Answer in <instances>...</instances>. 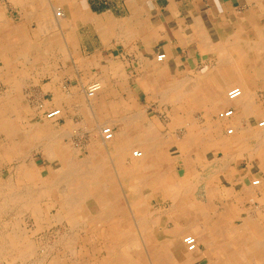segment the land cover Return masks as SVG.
<instances>
[{
    "label": "rangeland",
    "instance_id": "obj_1",
    "mask_svg": "<svg viewBox=\"0 0 264 264\" xmlns=\"http://www.w3.org/2000/svg\"><path fill=\"white\" fill-rule=\"evenodd\" d=\"M12 7L11 0H0V9H3L5 16L10 19L17 18V15L13 14ZM32 27L29 35L31 38L34 36L36 42L33 54L36 58L34 65L37 76L42 78L48 75L51 69H57L63 75L75 74L84 84L83 86L90 82H99L100 89L93 98L88 99L82 92V86L80 88L75 83L70 86V81L64 78L60 90L57 89L51 93H44V91L40 93L35 90L28 94L14 95L12 98L8 96L15 100L17 108L13 110L2 109L9 105L2 103L8 97L2 95L0 89V115L5 116L3 121L6 123V128H12V121L17 120V114L20 115L18 122H22L23 132L35 125L34 131L31 130L35 133L34 137L29 131L25 134V155L29 156L30 162L36 160L37 164L48 163L47 170L35 164L39 178L30 182L36 189L35 194L38 193V197L30 192L28 195L26 189L28 182L22 181L15 173L14 148L6 146L4 140L6 133L0 129V201L2 202L0 203V236L2 235V239L0 237V264H114L117 254L125 262L130 261L125 264H156L154 254L148 245L155 246V248L156 246L166 247L164 240L160 241L157 238L158 235L180 233L183 229L178 228L180 224L178 218L180 215L188 214L190 208L186 209L191 204L196 205V210L192 214L198 220L197 224L203 223L201 220L204 218H211L212 225L209 227L212 229V234L216 230L227 236L234 235V233L238 236L241 233L256 236L253 224L248 222L242 225V220L249 219V217L256 220V209L260 203L256 198L246 199L243 200L244 203H240L234 195L231 199L227 191L240 183L242 174L243 179L260 178L261 175L264 177V168L260 170L252 162V156L263 158L264 161V133L260 135V140L252 135L257 129L263 130L255 125L259 119L264 117V86L254 87L258 89V95L253 96L255 98L253 110L257 113L252 124L248 125L246 115L237 106H223L215 101L212 103L203 100L199 98L200 95L195 96L192 87L201 81L215 80V70L211 73V77H207L205 73L210 68L219 65L215 62L216 58L213 62L204 63L201 55L197 54L194 63L180 64L181 66L177 69L173 66H165L164 63L154 58L155 63L145 66L141 78L130 80L128 79L129 73L123 70L126 67L122 61L113 64V71L107 74L101 71L95 72L96 66L87 62L82 64L67 62L69 51L65 46L60 47L61 36L65 38V32L56 29L40 31L34 29L35 24ZM3 36L5 37L0 40V74L5 67L9 66L3 63L5 60L2 54L3 46L5 45V50L7 48L16 49V54L20 52L16 45L17 37L15 38L12 33L6 35L4 31ZM87 49L91 51L90 46ZM214 50L216 53L213 51V56L220 54L218 48ZM98 74L101 76H97ZM47 78H42L40 82L47 81ZM180 78H183L182 81ZM137 81L138 85L135 84ZM176 82L183 84L182 87L180 85V88L179 84L177 86ZM193 82L196 83H194L195 86ZM169 86L170 88L166 89ZM171 86L174 90H171ZM232 86L235 85L224 88L225 98L226 91ZM186 88L189 91L185 92ZM229 106L234 109L233 114L220 117L219 113ZM51 107L61 108V113L56 114L53 119H47L44 115ZM46 119L49 120L48 123L45 122ZM45 124L49 127H44ZM97 124L100 126L97 127ZM106 125L112 127L114 135H117L121 129H126L128 136L142 140L146 145L148 143L150 153L148 152L145 157L146 161L141 165L140 170L138 168L133 170L129 176L127 174L129 177L127 184L121 183L118 177L119 172L116 173L115 168L113 169L111 187L114 191H111L115 199L112 200L114 202L112 213L99 223L98 220L91 221L80 213L73 212L70 215L69 205L74 199L75 202L79 201L84 188L90 191L93 186L91 179L87 182L88 179H82L79 174L88 168L91 169V164L94 166L93 151H96L99 146L106 145L99 134L100 127ZM229 126L233 128L231 134L225 132ZM217 133L223 135L221 139L225 144L222 158L218 150L214 148L215 144L211 142ZM254 145H257L256 148H253ZM117 146V144L113 145V151ZM132 148L140 149L137 146ZM45 150L50 154L54 152L60 156L59 153H64L66 154L65 160H59L58 155L57 157L52 156L53 159ZM45 155L47 160H45ZM113 157L108 158L107 156V161L114 159ZM129 158L130 156L125 159L126 168L132 163ZM71 163L73 167L71 166L70 171ZM59 170L64 172L67 178L60 179L61 182L59 179L58 182L56 180L57 184L59 182L62 184H58V187L52 178L54 177L52 172ZM69 172H73L74 175ZM132 175L137 179L140 176L139 180L136 179V182L141 185L137 187L138 189H131L134 185L131 181ZM216 178H219L218 181L215 180ZM67 180L69 181L66 182ZM214 182L221 183L220 187L223 189L210 191L211 186L215 185ZM45 185L50 189L43 192L41 186ZM11 187L15 189L14 192L20 190V195L14 193ZM258 191L256 194L259 197L257 198L264 201V193ZM87 194L85 196H90V193ZM30 199L35 200L34 206ZM61 202L68 205H61L59 208L58 205ZM202 215L206 216L202 217ZM248 215L250 216L246 217ZM258 222L264 223V219L260 217ZM185 232L181 233L180 237L184 234H192L189 231ZM121 235L128 238L122 239ZM236 241L240 242V237ZM109 243L116 244L117 247H115L116 255H111L107 262L105 247ZM234 245L233 248L237 249V245ZM191 250L194 254L191 258L187 257V254H181L182 258H180L177 254L167 250L166 261L158 262V264H210L218 257L222 258V255L206 250L204 242L198 239L197 248Z\"/></svg>",
    "mask_w": 264,
    "mask_h": 264
},
{
    "label": "crops",
    "instance_id": "obj_2",
    "mask_svg": "<svg viewBox=\"0 0 264 264\" xmlns=\"http://www.w3.org/2000/svg\"><path fill=\"white\" fill-rule=\"evenodd\" d=\"M11 1L13 14L17 18L10 19L0 9V40L5 37L3 31L6 35L12 33L17 37L16 45L20 50L16 54V49L5 50V45L2 48L5 57L3 63L9 66L1 71L0 89L2 95L11 98L35 90L40 93L60 90L64 78L70 81V86L74 83L80 88L82 86V92L85 88L78 76L63 75L57 69H51L48 75L42 77H48L47 81L40 82L42 78L36 75L34 65L35 37L29 35L33 24L36 25L34 29L65 32L66 37L61 36L60 47L65 46L69 51L68 58L65 56L67 62H87L96 66L95 72L107 74L113 71V64L122 61L126 67L123 70L129 73L130 80L141 78L145 66L155 63L154 58L158 53H165L162 61L165 66L176 69L180 64L194 63L197 54L201 55L204 63L213 62L215 58V62H218L222 55L220 48H225L227 57L233 56L235 51L230 46L240 45L245 33L256 35L260 29L264 30V0ZM52 6H57L61 11L59 22L50 17ZM88 46L91 51H87ZM214 48H218L220 54L213 56V51L216 53ZM232 59L237 61L235 57ZM233 60L225 59V62L231 63ZM135 84L138 85V81ZM257 90L254 89L256 95ZM11 98L2 101L9 105L2 109L17 108L15 100ZM222 136L217 133L211 140L220 158L225 151ZM44 157L47 160L46 155ZM33 161L47 170V162L37 164L36 160ZM214 183L210 191L223 189L220 183Z\"/></svg>",
    "mask_w": 264,
    "mask_h": 264
},
{
    "label": "bare ground",
    "instance_id": "obj_3",
    "mask_svg": "<svg viewBox=\"0 0 264 264\" xmlns=\"http://www.w3.org/2000/svg\"><path fill=\"white\" fill-rule=\"evenodd\" d=\"M50 12H51L50 17L51 16L53 17V15H54V17H53L54 20H57L59 22L60 15H61L60 9L57 6H52V9L50 10ZM262 21H263V19H262ZM9 24H10V22H9ZM256 33H257L256 35L255 34H252L251 35L249 33H245V38L241 41L242 43L240 45H238V46L235 45L233 47L230 46V48L231 49L234 48V51H235L234 52L235 55H233V56H230L229 55L227 57L226 54H225V50H224L225 48H220V50L222 52V55H220V57H219V58H221V61L219 59L218 62H217L219 65L218 66H214V68H212V69L210 68V70H208V72L205 73V74L208 75L207 77H211V73H214L213 71L215 70V73L217 74V76L215 74V77H214L215 80H211L210 82L201 81L198 84H196L195 82H193V84L195 83L196 86L194 84L195 87H192V88H194L193 91L195 93V96H197V95L199 96L200 95L199 98H201L203 100L205 99V100L210 101L212 103H214V101H215L218 104L219 103L222 104L223 106L224 105H233V106L235 105V107L237 106L246 115V117H247V119H246L247 121L246 122L249 123L248 125H251L252 124V121H253L254 117L256 116V113H257V112H254L255 110H253V108H254L253 107L254 87H259V86L262 87V86H264V30L260 29ZM226 37H228V36H226ZM11 38H13V37H11ZM225 42H226V40H225ZM230 44H232V43H230ZM37 49H39V48H37ZM163 54H164V57L161 60H158L157 59V54H156L155 55L156 61L162 63V61L166 57L165 56V53H163ZM232 57H235L236 58L235 60H237V61H234L232 59ZM225 59H228V60L231 59V60H233V62H231V63L228 62V61L225 62ZM217 77H218V79H217ZM180 79L179 80L182 81L183 78H180ZM247 80H251V81H247ZM198 81H200V80H198ZM92 83H97L98 86H97V89H95L93 95L89 96V95H87V93L85 91V88L87 86L91 85ZM176 84L178 86L179 83L176 82ZM180 85L181 84H179V87H180ZM182 85H181V87H182ZM229 85H235V86H232L231 88H229L226 91V94H225L226 98H225L223 96V91H224V88L227 87V86H229ZM177 86H175V87H177ZM185 87H187V86H185ZM235 87H237V88L240 89V94L238 96L234 97V98H230L228 96V91L230 89H232V88H235ZM85 88L83 89V94L85 95L86 98L90 99V98H93L96 95V93L99 91V89H100V83L99 82H96V81L90 82L88 85L85 86ZM167 88H170V86L169 87H166V89ZM186 89H184L185 92L186 91H189L188 88H186ZM171 90H174V88L172 87ZM162 95H165V94L162 93ZM193 100L195 101L196 99H193ZM227 109H232V114H233L234 109L231 106L224 108L222 111L227 110ZM59 112L61 113V108H51V109H49V110H47L45 112L44 117L47 118V119H53L56 116V114H58ZM258 115H259V113H258ZM19 116L20 115L17 114V116H16L17 117L16 118L17 120H13L12 121V125H11L12 128H6V126H5L6 123H4V121H3L4 120L3 118H5V116H1L0 115V129H1V131L4 130V132L6 133L5 139H4L5 142H6V146L7 147L10 146V147L14 148V159H15V166L14 167H15V173H17L20 176V178L22 179V181H27L28 182V186H26L27 194L30 195L29 194V192H30L31 194L34 195L36 189L33 187V185L31 184L30 181L33 180V179H36L37 180L39 177H38L37 171L35 169V164L33 162H30L29 156L25 155L26 150L24 151V147L26 146L25 134H26L27 131H29L31 133L30 135L34 137V134L35 133H32V132L34 131L33 129H34L35 125H34V127H32V126L29 127L26 132L25 131L23 132L22 131V124H21L22 122H18V121H20ZM47 119H46L45 122L48 123L49 120H47ZM98 126H100V124H97V127ZM255 126L258 127V128H263V130H264V117L261 118V119H259L256 122V125ZM44 127H49V126H48V124H45ZM104 127H108L110 129V131H111L110 137H108V138H106L104 136L103 132H102V130H103ZM123 127H125V126H123ZM31 130H32V132H31ZM125 130L126 129L123 128V129L120 130V132L117 135H114V131H113V129H112V127L110 125H106V126L100 127L99 134H100V137H101L102 142H104L106 144L104 146L105 149H104V147H100L98 145L99 147L97 148V150L96 151H93V153H92L93 154V157H94V161H95L94 162V166H93V164H91L92 165V168L91 169L88 168L86 171H82V173L79 174L82 179H84V178L88 179V180H86L87 182H89V180L91 179V181H93V186H91L90 191H86L85 188H84L85 191L84 190L81 191V197H80V198H82L81 201H80V198H79V201L75 202V199H74V201L71 202V204L69 205V213H70V215L73 214V212H75L76 214L77 213H80L85 218L91 219V221H97L98 220L99 223H100V220L108 218L111 215V213H112V208H113V205H114V202L112 200L115 199L114 196H113L114 188L111 187L112 184H113V173H112L113 172V169L115 168L114 171H116V173L119 172L118 177L122 181L121 183L127 184L126 181H128V178H129L128 176L131 174V172H133V170L135 171L138 168L140 170L141 165H143L145 163V161H146L145 157L148 155V152H149L148 143L146 145L145 142H143L142 140L139 141V140L133 138L132 136H128L126 134ZM225 130H226L225 132L227 134H231L233 132V128L230 127V126L227 127ZM263 130L257 129L256 131L253 132L252 135L254 137H257L258 140H260L259 137H260V135H262V133H264ZM52 135L54 136V134H52ZM54 137H58V136H54ZM47 139H50V138H47ZM145 140H147V138ZM148 140H151V139L148 138ZM5 142L2 143V146L5 144ZM115 144H117L118 146L113 151V145H115ZM134 146H137L140 149H133L132 147H134ZM255 146H257V145H254L253 148H256ZM46 147H49V146L46 145ZM109 147H111V149H112L113 152L111 151V149H109ZM226 149H228V148H226ZM251 150H253V149H251ZM48 154H50V153H48ZM59 154H61V156L58 155V154H56V153L54 154V152H52L50 155H51V157L54 156V155L57 157V155H58L59 157H57V158L59 160H61V161L65 160L66 154H64V153H59ZM230 155H232V154L230 153ZM239 155H241V154H239ZM254 155H256V154H254ZM107 156H108V158H112L114 156L113 157L114 159H110V161H107V159H108ZM128 156H130L132 163H130V167H127L126 168L125 167V159ZM52 158L54 159V157H52ZM68 159H69V157H68ZM262 159L259 158V157H255L254 158L252 156V162H254L256 164V166L259 167L260 170H261V168H262V170L264 168V166H263L264 165L263 164L264 161ZM231 161H233V160H231ZM249 161H250V159H249ZM69 163H70V161H69ZM72 163H71V165L69 167L70 171L72 169L71 168ZM62 165H63V163H62ZM77 165H75V166H77ZM128 166H129V164H128ZM73 172H69V174L70 173L73 174ZM15 173H14V175H15ZM52 173H53V176H54L52 178L55 180L54 182H56V180L58 182V179L60 181V179H63L64 180V178H67V176H64L65 173L62 172V171H60V170L57 171V172L56 171L55 172H52ZM127 174H128V176H127ZM67 175H68V173H67ZM73 175H72V177H73ZM56 176H57V178H55ZM133 176L134 175H132V180H131L134 183V185L131 186V189L132 190L133 189H138L137 187L141 186V185H139L138 182H136L137 180L140 179V176L138 177V179H137L136 176L133 178ZM72 177H70V179ZM243 177L244 176L242 174V178L240 180V183L239 184H236V187L232 186L231 188H229L228 191H227V194L231 196V199H232V197L235 196L238 200H240L239 201L240 203H244L243 200L245 201L246 199L253 200V199L256 198L258 200V202L260 203V206H258V208L256 209V212H257V214H256V216H257L256 217V220H254L252 217L250 218L249 217L250 215L246 216V217H249V219L244 218V220H242L243 221L242 225H244L245 223H248V222H250L251 224H253L254 228L257 231V232L255 231L256 236L255 235L252 236V235L246 234V233H241L240 236H238L235 233H234V235L229 234L227 236V235H222V232L221 231H216V230H214L213 231V234H212V229H211V227H209V225L210 226L212 225L211 224L212 223L211 218H204V219L201 220L203 223L200 222L199 224H197L196 222L198 220L195 219V215L192 214L193 211L196 210V205L195 204H191L186 209V210H188L190 208L188 210V212H187L188 214H186V215L185 214L180 215L179 218H178L179 221H180V224L178 225V228L180 227L181 230L183 229L182 231H180V233L174 232V233H170L168 235H158V237L156 236L158 239H160V241L161 240H164L166 247L158 246L159 247V249H158L157 246L155 248V246H150V244L148 245V247L151 249V251L154 254L153 255L154 256V261H155L154 263L158 264V262H160V263L163 262V261L165 262L166 259H167L166 258L167 257V254H168L167 253V250L168 251L170 250L175 255L177 254L180 258H182L181 257V254H183V255L184 254H187L188 255L187 257H190L191 258V256L194 255L193 254V251L191 249H194L195 247L197 248V239H198V240L204 242L206 250L208 249L211 253L214 252L216 255H222V258H219L218 257V259H216L213 263H210V264H264V223H261L260 222L261 223L260 224L258 222L259 219H260V217H261V219H264V201L262 199H260V198H257L259 196L256 194L257 193V190H259L260 192H263L264 193V177H263V175H261L260 178H250L249 179L247 177V179L246 178L243 179ZM53 179H52V181H53ZM218 179L219 178H216L215 180L218 181ZM68 181L69 180H67L66 182H68ZM116 181H118V180H116ZM57 182H56V185H58L61 181L58 184H57ZM83 182H84V180H83ZM17 185H19V184H17ZM49 185H50V183H49ZM52 185H55V183L52 184ZM59 185H62V184H59ZM59 185H58V187H59ZM12 187H11V189H12ZM7 188H9V187H7ZM41 189L44 190L43 192H46L47 189L48 190L50 189V187L47 186V185H45V186H41ZM111 190H113V191H111ZM9 191H11V190L9 189ZM14 191H15V189L13 190V192ZM21 191H23V190H21ZM43 192H42V194H43ZM58 192H59V190H58ZM14 193H18L20 195V190L19 191L17 190V192H14ZM87 193H90V196H85V194L88 195ZM37 194L38 193H36L35 195L37 196ZM134 194H135V192H134ZM76 197L78 198L77 195H76ZM86 199H90V200H86ZM30 200H32V199H30ZM32 201H33L32 202V205H33L35 200H32ZM3 202H5V201H3ZM0 203H2V202L0 201ZM13 204H14V202H13ZM61 205L62 206L63 205L67 206L68 204L67 203H64L63 204L61 202L58 205V207L60 208ZM2 206H4V205H2ZM2 211H4V210H2ZM203 216H206V215H202V217ZM243 228H244V226H243ZM185 231H189L192 234H184V235H182L180 237L181 233H183ZM154 234H155V232H154ZM149 235H150V233H149ZM120 237L122 239L128 238V237L122 236V235ZM147 237L148 236H146V238ZM189 237H192L193 238V242L194 243H193L192 246L191 245L189 246V244H187V242H186V240ZM239 237H240V242H238L239 243L238 244L237 241H236V239L239 238ZM108 238H111V237L108 236ZM1 239H2V237H1ZM15 239H16V237H15ZM110 240L113 241L112 238ZM142 243H144V242H142ZM134 244H138V243L137 242H134ZM234 244L237 245V249H234L233 248V246H235ZM238 245H239V247H238ZM115 247H117V245L116 244H112V243H109L105 247V250H106L105 252H106L107 257H108L107 262H109V258H110L111 255H116V249H115ZM183 247H184L185 251H184ZM165 248H167V250ZM240 248H241V250H240ZM236 256L238 257V259H237ZM128 262H130V261H128ZM128 262H125L123 260V258L120 255L117 254V257H116V259L114 261V264H125V263H128ZM129 264H131V263H129Z\"/></svg>",
    "mask_w": 264,
    "mask_h": 264
},
{
    "label": "built area",
    "instance_id": "obj_4",
    "mask_svg": "<svg viewBox=\"0 0 264 264\" xmlns=\"http://www.w3.org/2000/svg\"><path fill=\"white\" fill-rule=\"evenodd\" d=\"M163 57H164V54H163V53H159V54H157V59H158V60H161ZM97 86H98L97 83H92L91 85L87 86V87L85 88V91H86L87 95H89V96L93 95L95 89H97ZM239 94H240V89L237 88V87L232 88V89H230V90L228 91V96H229L230 98H234V97L238 96ZM231 113H232V110H231V109H227V110H225V111H223V112H220V113H219V116H220V117H227V116L231 115ZM102 132H103V134H104V136H105L106 138L110 137L111 131H110V129H109L108 127H104L103 130H102ZM186 242H187V244H189V246H190V245L192 246L193 243H194L192 237H189V238L186 240Z\"/></svg>",
    "mask_w": 264,
    "mask_h": 264
}]
</instances>
